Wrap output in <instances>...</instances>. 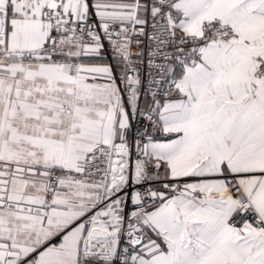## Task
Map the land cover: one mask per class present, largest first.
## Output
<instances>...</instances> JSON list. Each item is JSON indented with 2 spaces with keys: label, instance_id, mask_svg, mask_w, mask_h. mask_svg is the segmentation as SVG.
Masks as SVG:
<instances>
[{
  "label": "snow or ice",
  "instance_id": "obj_1",
  "mask_svg": "<svg viewBox=\"0 0 264 264\" xmlns=\"http://www.w3.org/2000/svg\"><path fill=\"white\" fill-rule=\"evenodd\" d=\"M0 264H264V0H0Z\"/></svg>",
  "mask_w": 264,
  "mask_h": 264
}]
</instances>
